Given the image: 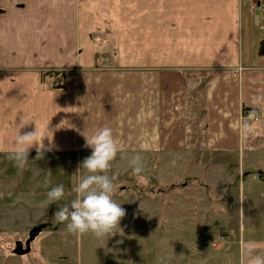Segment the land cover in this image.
I'll return each instance as SVG.
<instances>
[{"label":"crops","instance_id":"0c3cea01","mask_svg":"<svg viewBox=\"0 0 264 264\" xmlns=\"http://www.w3.org/2000/svg\"><path fill=\"white\" fill-rule=\"evenodd\" d=\"M262 6L0 0V149H14L20 124L27 123L21 133L37 128L58 146L45 154L75 163L91 155L81 133L109 126L120 148L112 164L136 153L183 159L188 150L201 155L198 164L209 163V153L240 163L233 153L244 145L242 118L257 112L264 125ZM197 80L204 81L203 103L189 88ZM29 154L37 155L35 147Z\"/></svg>","mask_w":264,"mask_h":264},{"label":"rangeland","instance_id":"374dc122","mask_svg":"<svg viewBox=\"0 0 264 264\" xmlns=\"http://www.w3.org/2000/svg\"><path fill=\"white\" fill-rule=\"evenodd\" d=\"M253 2L264 6V0ZM40 80L47 87L48 79ZM192 83L189 88L203 103L204 81ZM249 116L241 121L244 145L233 153L240 163L209 153L204 155L209 163L198 164L196 150H188L187 159L146 158L139 176L128 163H113L108 173L116 186L113 198L126 215L108 238L72 234L53 219L75 198L72 189L82 175L76 171L85 156L68 163L55 154L40 160L29 154L21 171L7 158L13 149H0V264H157L158 257L165 264H239L246 243L264 247V125L259 116ZM49 171L51 184L45 188ZM59 184L65 197L45 204L47 191ZM202 205L208 209L202 212ZM38 229L30 254L14 255L16 243L25 244Z\"/></svg>","mask_w":264,"mask_h":264},{"label":"clouds","instance_id":"9594fccd","mask_svg":"<svg viewBox=\"0 0 264 264\" xmlns=\"http://www.w3.org/2000/svg\"><path fill=\"white\" fill-rule=\"evenodd\" d=\"M27 123H21L14 137L15 148L8 152L7 158L13 162L18 170H24L29 162V150L35 147L36 160L44 157L46 152L58 148L52 136L35 130H26L21 133ZM245 125V129H246ZM49 131V130H48ZM85 137V148L91 149V155L85 157L78 165L77 173L81 178L72 191L75 198L70 203L59 207L54 215L55 222L65 224L68 232L77 235L92 234L96 238L114 236L126 211L121 204L114 200L116 186L113 178L108 175L112 162L120 150L113 130L109 126L97 129L91 136L81 133ZM48 144L45 145L44 139ZM142 150H146L142 146ZM134 175L139 176L144 171V158L140 153L133 155L128 161ZM51 171L43 181V186L48 188L51 184ZM65 197L63 184L51 187L46 193L45 204H53ZM121 241H118L120 243ZM241 256L246 258L247 264H264V252H259L254 243H249L241 248ZM157 264H165L163 258H157Z\"/></svg>","mask_w":264,"mask_h":264},{"label":"water","instance_id":"95a60500","mask_svg":"<svg viewBox=\"0 0 264 264\" xmlns=\"http://www.w3.org/2000/svg\"><path fill=\"white\" fill-rule=\"evenodd\" d=\"M41 231V229L36 230L35 234L30 236V239L24 244L23 242H17L14 250V255L25 256L31 252V243L34 241L35 236Z\"/></svg>","mask_w":264,"mask_h":264},{"label":"built area","instance_id":"2783aa9c","mask_svg":"<svg viewBox=\"0 0 264 264\" xmlns=\"http://www.w3.org/2000/svg\"><path fill=\"white\" fill-rule=\"evenodd\" d=\"M259 5H260V4H259ZM258 116H259V114H258L257 112H254V113L250 114L249 118H250L251 120H253V119H256V117H258Z\"/></svg>","mask_w":264,"mask_h":264},{"label":"trees","instance_id":"16d2710c","mask_svg":"<svg viewBox=\"0 0 264 264\" xmlns=\"http://www.w3.org/2000/svg\"><path fill=\"white\" fill-rule=\"evenodd\" d=\"M63 87H64V86L61 85V86L56 87V89H57V90H61V89H63Z\"/></svg>","mask_w":264,"mask_h":264}]
</instances>
